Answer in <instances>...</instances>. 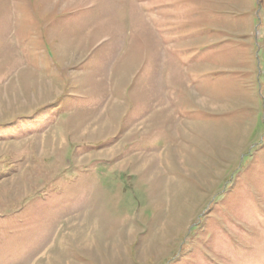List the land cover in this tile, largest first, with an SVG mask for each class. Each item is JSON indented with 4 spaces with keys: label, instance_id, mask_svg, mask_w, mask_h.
I'll return each mask as SVG.
<instances>
[{
    "label": "rangeland",
    "instance_id": "rangeland-1",
    "mask_svg": "<svg viewBox=\"0 0 264 264\" xmlns=\"http://www.w3.org/2000/svg\"><path fill=\"white\" fill-rule=\"evenodd\" d=\"M0 264H264V0H0Z\"/></svg>",
    "mask_w": 264,
    "mask_h": 264
},
{
    "label": "crops",
    "instance_id": "crops-1",
    "mask_svg": "<svg viewBox=\"0 0 264 264\" xmlns=\"http://www.w3.org/2000/svg\"><path fill=\"white\" fill-rule=\"evenodd\" d=\"M48 52V51H47ZM47 55V56H46ZM45 56H46V58H47V60H50V61H53V60H55V57L54 56H52V59L51 58H49L50 57V54L48 53V54H46Z\"/></svg>",
    "mask_w": 264,
    "mask_h": 264
}]
</instances>
